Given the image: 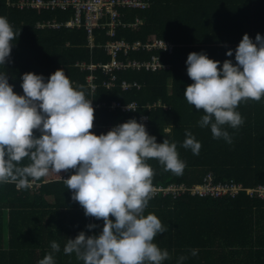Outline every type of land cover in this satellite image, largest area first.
I'll list each match as a JSON object with an SVG mask.
<instances>
[{"label":"trees","instance_id":"obj_1","mask_svg":"<svg viewBox=\"0 0 264 264\" xmlns=\"http://www.w3.org/2000/svg\"><path fill=\"white\" fill-rule=\"evenodd\" d=\"M142 1L149 6L118 9L122 23L140 21L136 28L118 25L115 35L109 37L103 29L94 27L95 45L90 49L83 26L64 25L73 9H20L9 5L8 0H0V15L7 17L14 32L19 33L12 41L10 60L5 67L0 65V71L6 72L9 83L14 85L13 91L19 94L22 73L31 71L47 79L56 69L64 68L73 85L81 86L86 98L92 100L94 120L89 131L97 135L110 129L104 128L107 124L137 120L140 114L147 113L148 133L157 142L164 139L175 142L179 158L185 163L182 174L177 175L165 170L157 159L149 158L146 163L154 170L152 184L190 186L203 182L210 173L214 183L232 179L245 187L264 185V97L237 106L244 122L236 129L223 126L232 137L229 144L223 138H213L210 127L199 126L203 110H196L183 94L186 85L192 83L185 64L189 52L203 51L221 63L225 59L235 63L234 50L244 33L253 39L257 33L264 36V0ZM46 21L61 25L39 26ZM109 39L128 43L136 39L142 42L162 39L171 44V50L117 52L119 60L128 58L145 63L151 61L143 60L156 55L161 66L155 68L143 63L135 66L139 70L110 71L102 66L89 69L90 61L95 64L110 59L103 49ZM229 48L233 49L232 56H226ZM91 73L96 75L92 90L86 80ZM123 81L130 86L123 88ZM109 82L113 86L105 85ZM114 101L122 104L135 101L137 106L111 109ZM148 103L150 108L144 107ZM186 132L200 142L199 154L182 146ZM28 162L24 158L21 164ZM65 173L68 172L62 170L61 175ZM144 212L155 214L166 228L153 241L169 252L162 264H177L181 255L186 257L182 264H264V198L245 191L218 197L189 191L176 196L159 194L151 197ZM88 223L97 227L88 229ZM102 225V218L84 215L82 206L71 199L70 190L55 172L34 181L29 188H18L15 183L0 184V240L7 246L3 251L0 248V264H37L40 259L36 248L44 247L43 254L49 253L55 237L62 238V234L75 237L80 231L97 234ZM28 236L32 243L24 241L23 237ZM55 241L63 251L66 242ZM30 246L33 250L26 253ZM191 249H196L197 254L191 255ZM54 259L55 264H83L75 253L62 256L58 251Z\"/></svg>","mask_w":264,"mask_h":264},{"label":"clouds","instance_id":"obj_2","mask_svg":"<svg viewBox=\"0 0 264 264\" xmlns=\"http://www.w3.org/2000/svg\"><path fill=\"white\" fill-rule=\"evenodd\" d=\"M18 35L7 17L0 15V65L5 67L10 60L12 41ZM232 55L229 48L226 56ZM234 60L221 63L206 52H189L185 64L192 83L183 92L189 104L203 110L199 126L210 127L213 138H223L229 144L232 137L223 126L236 129L244 122L237 106L264 97V36L257 33L253 39L244 33ZM20 87L22 93L13 91L6 72L0 71V184L29 188L55 172L85 216L103 219L97 234L80 231L68 238L64 253H75L83 264H162L169 252L153 241L166 228L155 214L144 212L154 176L146 161L155 158L165 170L182 174L185 163L176 143L157 142L135 118L106 133L89 131L94 120L92 100L86 98L81 86L73 85L64 68L56 69L47 79L43 74L24 72ZM186 137L182 146L199 154L200 142L190 132ZM24 158L27 164H21ZM62 170L69 174L62 176ZM96 227L86 224L88 229ZM50 247L52 251L37 264H55L54 253L60 245L53 240ZM190 251L197 254L196 249ZM184 259L181 255L177 264Z\"/></svg>","mask_w":264,"mask_h":264},{"label":"built area","instance_id":"obj_3","mask_svg":"<svg viewBox=\"0 0 264 264\" xmlns=\"http://www.w3.org/2000/svg\"><path fill=\"white\" fill-rule=\"evenodd\" d=\"M10 1V0H9ZM12 5H16L20 9L23 8H48V9H56L60 8L65 10L67 8L73 9V15L65 21L64 25L69 27H81L83 26L88 39V46L92 48L94 44V27H99L105 31V34L109 37H113L115 35L116 26L119 24L131 25L136 24V22H140L136 19L134 23L124 24L120 19V12L118 9L120 7L128 6V7H139L145 8L148 6L147 1L142 0H19L18 2H8ZM48 25L51 27H59L61 25L60 22L54 21H46V23H42L39 26ZM138 23L133 26L136 27ZM166 47H165V45ZM107 52L111 55L109 64H102V67H125L127 65L139 66L145 62H137L135 59L126 58L125 61H129L127 63L118 62L122 61L116 58L117 52L120 49L123 51H127L128 49H146L151 50L153 48H161L163 50L170 51L171 44L162 39H154L152 42H142L140 40H134L131 43L120 39L113 40L109 39L103 45ZM143 61H151L146 62V65H151V67L155 68L161 66L159 62V58L156 55H151V58ZM88 67H95L94 64H89ZM109 84L113 85L112 82ZM133 85H136L134 83ZM121 86L126 88L130 86L129 83L123 81ZM137 103L135 101L129 102L127 104H122L119 102H112L111 108L119 107L121 110L125 109H135ZM147 117L142 115L139 116L137 122L143 123L146 127V131L148 132V121ZM185 191H189L191 194H197L200 196L210 195V196H222V195H236L241 191H245L249 195H256L258 197L264 198V185L258 184L256 186L245 187L241 182H237L235 180H225L214 183L212 179V175L208 173L204 178L203 182L196 183L193 185H186L184 183H168L166 185L163 184H153V192L151 197L156 195H171L176 196Z\"/></svg>","mask_w":264,"mask_h":264},{"label":"crops","instance_id":"obj_4","mask_svg":"<svg viewBox=\"0 0 264 264\" xmlns=\"http://www.w3.org/2000/svg\"><path fill=\"white\" fill-rule=\"evenodd\" d=\"M87 46H88V44H87ZM89 47V46H88ZM90 48V47H89ZM90 49H92V48H90ZM104 49V51L107 53V54H109L108 52H107V50L105 49V48H103ZM110 55V54H109ZM110 59H111V55H110ZM110 59L108 60V61H106V62H104V63H93L92 61H90L89 62V64H94L95 65V67H92V68H90L89 67V69H93V68H96V67H100V65H102V64H109L111 61H110ZM118 62H124V63H127V62H129V61H118ZM137 62H139V61H137ZM88 64V65H89ZM103 68H105V69H107V70H110V71H112V70H114V69H140L139 67H135V66H132V65H127V66H125V67H117V66H110V67H103ZM106 72V71H105ZM94 78H96V75L95 74H89L88 76H87V82H88V85L90 86V88H91V90L92 89H94L95 88V83H93V79ZM110 83V82H109ZM109 83H107V84H105L106 86H113V85H111V84H109ZM120 103V102H119ZM137 103V102H136ZM156 104V103H155ZM95 106H99V105H95ZM94 106V107H95ZM140 106V105H139ZM150 104L148 103V104H145L144 105V107H147V108H150ZM111 108V107H110ZM111 109H114V108H111ZM142 115H144V116H146L147 117V119L149 118V115L147 114V113H142V114H140V116H142ZM148 121V120H147ZM116 125V124H115ZM114 125L113 124H107V125H105L104 126V128H112ZM148 130H149V122H148ZM69 173H65V174H62V176H67ZM60 179H61V177H60ZM62 180V179H61ZM161 195V194H160ZM157 196V195H156ZM62 236V238H59V237H55L54 239L55 240H58V241H61V242H67V239L68 238H74V237H66V236H64V234H62L61 235ZM23 238H25L24 239V241H28V242H30V243H32V239L30 238V236H28V237H23ZM154 238H157V237H154ZM8 242V240H7V237H5V243H7ZM33 242H36L35 240H33ZM60 242V243H61ZM0 243H2V245H4V246H0V248H1V250L3 251V250H6L7 249V246L3 243V241L2 240H0ZM43 249H45L44 247L43 248H41V250L39 249V248H36L35 249V252L37 253V256H38V259H42L43 258V256L45 255V254H43V253H45V252H43L42 250ZM33 250V248H32V246H30L29 247V249H28V251L26 252V253H30L31 251ZM59 252H60V254L62 255V256H64V255H68V254H66V253H64V251H62L61 249L59 250Z\"/></svg>","mask_w":264,"mask_h":264},{"label":"rangeland","instance_id":"obj_5","mask_svg":"<svg viewBox=\"0 0 264 264\" xmlns=\"http://www.w3.org/2000/svg\"><path fill=\"white\" fill-rule=\"evenodd\" d=\"M148 5H149V3H148ZM137 23H140V22H136V24H137ZM136 24H131L130 26H135ZM136 27H137V26H136Z\"/></svg>","mask_w":264,"mask_h":264}]
</instances>
